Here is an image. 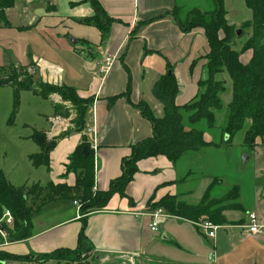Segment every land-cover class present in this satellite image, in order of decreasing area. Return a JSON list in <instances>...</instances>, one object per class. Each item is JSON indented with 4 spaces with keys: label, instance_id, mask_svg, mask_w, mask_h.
<instances>
[{
    "label": "crops",
    "instance_id": "crops-1",
    "mask_svg": "<svg viewBox=\"0 0 264 264\" xmlns=\"http://www.w3.org/2000/svg\"><path fill=\"white\" fill-rule=\"evenodd\" d=\"M15 1L7 12L11 26H0V68L17 65L32 69L37 83L73 88L82 99H90L91 104L84 131L79 133L71 120L74 111H70L68 118L60 116L70 105L60 103L57 95L51 96L55 105L63 104L65 108L56 110L48 119L50 127L56 118H61L68 121L71 129L63 138H59L62 134L50 137L52 130L43 132L48 141H53L49 166L38 167L45 171L33 183L26 180L17 184L1 171L16 187L49 183L74 187L77 177L67 173V166L71 155L86 142L95 154V190L107 191L121 175L122 162L131 156L133 146L153 134L151 123L126 97H121L127 92L129 81L130 101L145 102L159 119L164 117V107L155 98L153 89L169 71L179 87L177 106L192 103L199 94V82L205 76L203 58L210 51L205 33L201 29L184 33L176 20L166 15L174 13L184 22L190 12H211L215 4L213 0H98L106 16L115 21L105 27L106 22L85 23L95 16V10L85 0ZM225 7L229 22L234 12L244 21L252 19L245 0H226ZM108 57L114 61L102 77L100 69ZM251 58L252 53L247 52L241 61L248 64ZM230 86L228 82V92L222 97L225 106L232 98ZM115 97L119 98L112 102ZM220 121H224V115ZM190 130L187 122L186 131ZM210 132L204 134L209 146L185 154L176 164L163 157L140 161L139 172L127 188L132 204L116 195L104 210L89 215L83 222L72 197L34 200L32 237L11 242L0 232V248L18 256L76 250L80 232L84 230L87 241L80 245L81 251L89 255L91 264H208L205 245L209 240L195 224L164 212L158 232L153 233L148 229L149 214L153 212L148 204L153 197L158 202L167 195H178L190 205L199 204L207 194L210 199H219L218 186L224 180L214 171L213 161L226 144L231 150L238 148L239 160L254 171L255 190L249 213L256 215L258 224L264 225V141L248 149L243 134L227 142V137L222 136L221 141L219 133ZM215 138H219L220 144L214 143ZM38 146V154L16 151L15 155L23 153V158L35 167L30 156L47 150ZM232 188L240 192L239 186ZM66 203L68 206H64ZM236 204L240 209L225 211L229 224L221 229L228 233L237 230L244 245L248 242L264 245V234L246 235L243 231L248 217L241 193ZM173 221L179 224L173 226L175 230H169ZM159 223L166 235L160 234ZM217 238L216 234L214 240Z\"/></svg>",
    "mask_w": 264,
    "mask_h": 264
},
{
    "label": "trees",
    "instance_id": "trees-1",
    "mask_svg": "<svg viewBox=\"0 0 264 264\" xmlns=\"http://www.w3.org/2000/svg\"><path fill=\"white\" fill-rule=\"evenodd\" d=\"M225 1L213 0L215 4L213 11L194 10L184 22L178 20L174 13L166 15L174 18L184 33H190L195 29H201L205 33L210 51L203 58L205 76L199 82V94L192 103L177 106L175 102L179 94L177 81L173 73L163 76L153 89L155 98L164 107V117L159 119L145 102L133 104L130 101L129 81L128 90L121 97H126L128 102L151 123L153 134L151 138L133 146L131 156L122 162L121 175L111 182L107 191L95 190V154L90 144L86 142L71 155L67 166V173L75 174L77 177L74 187L52 183L46 186L38 184L16 187L0 170V229L7 233L8 240L22 242L32 237L34 200L46 202L64 196L72 197L80 204L83 222L89 215L104 210L116 195L128 199L132 204V199L127 195V188L139 172L140 161L163 157L176 164L185 154L197 153L209 146L204 139L206 131L220 129L223 137H228L227 142L243 134V142L248 149H253L259 141H264V0H245L246 7L252 13L251 23L247 24L246 28L252 27L253 30L248 33L250 36L242 43L240 50L236 49V45L245 37V33L241 30L242 34L238 35V30L228 22ZM15 2L0 0V26H11L7 12L15 6ZM85 2L91 4L95 10V16L86 19L85 23L106 22L103 26L108 27L115 22L106 16L98 0ZM247 52L252 53V58L248 64H244L241 56ZM228 82L231 84L232 98L228 106H225L222 97L228 92ZM8 85L13 87L15 93L13 114L19 108L21 90L32 91L43 99L59 95L64 103L72 105L71 109L65 110L63 105H55L57 110H64L60 116L68 118L71 110L77 112L78 116L73 120L74 130L79 133L84 131L91 100L82 99L75 89L37 83L32 76L19 81L16 72L9 78L0 79V87ZM118 98L115 97L111 101ZM221 115H224L223 122L220 121ZM187 122L191 125L189 132L186 131ZM66 134L68 133H63L59 138ZM32 138L47 149L49 141L46 135L35 132ZM50 148L42 154L30 156L35 167L49 166ZM85 149L87 155L84 154ZM239 197V190L232 188L221 199H210L207 194L197 205H190L181 200L180 196L172 195H167L158 202H155L153 197L148 205L152 211L161 209L170 216L193 224L210 221L219 226H226L229 221L224 213L228 209H240L236 204ZM5 211H9L13 218L12 227H8L5 221H2ZM85 241L87 237L84 230H81L76 250L60 249L50 254L18 256L0 248V264L10 262L44 264L48 261H57L61 264H91L89 255L81 251L82 243Z\"/></svg>",
    "mask_w": 264,
    "mask_h": 264
},
{
    "label": "rangeland",
    "instance_id": "rangeland-1",
    "mask_svg": "<svg viewBox=\"0 0 264 264\" xmlns=\"http://www.w3.org/2000/svg\"><path fill=\"white\" fill-rule=\"evenodd\" d=\"M244 20V18H241L240 15L234 12L233 16H230L231 22H228L233 24L232 26H234L236 30H244L245 37L243 39L245 41L250 36V34L248 35V32H252L253 29L252 27L246 28V25L250 24L251 21ZM243 39L237 43V50H240L242 43L244 42L242 41ZM15 41L20 42L17 39H15ZM31 54L33 53L31 52ZM13 72H16L17 76H19V81L24 79L27 80L30 76L34 78V71L32 69H27L26 67L17 65H8L4 68H0V79L11 77ZM59 98H61L59 99L60 103H64L62 97L59 96ZM19 99V108L17 112L13 114L15 103L14 89L10 85L0 87V170H4L7 173L8 179L16 182L17 184H23L26 180L33 183V181L36 180V178H39L45 170L43 168L40 170L39 168L33 167L27 159L23 158V153L15 155V152L18 151L21 153L24 151V153L29 152L30 154L39 153L38 143L35 142L32 136L36 131L43 133L44 131L52 130V125L50 127L48 119L55 115L57 109L51 98L43 99L29 90H21L19 92ZM68 104L71 109L72 105L70 103ZM77 116V112L74 111L71 120H75ZM207 132L208 131L205 133ZM210 133L217 135L219 130L214 129L211 130ZM219 135L222 141L224 137L222 138L223 135L220 133ZM218 140L219 138H215L214 143H219L217 142ZM237 150L238 148L231 150L228 145L223 144L222 149L217 154V157L214 158V171L224 180V184L218 186L217 191L219 193V199H221L228 193L232 186H239L242 201L247 207L245 209V215L248 217L250 214L249 212L251 211L250 207L252 206L249 202L252 201L255 190V186L253 184L255 181L254 171L251 169V166L248 164L244 165L241 160H239ZM244 159L245 156L242 157L243 162ZM14 163H17V166H15ZM64 206H68V203ZM175 224L179 223L177 221H173L169 230H175L173 227ZM216 233L218 236L216 240L207 237L209 241L205 245V256L206 260H208V264H264L263 244L261 245L254 242H248L245 245L242 244L241 241L243 239L239 236V232L237 230H233L228 233L227 231L221 229ZM4 234L7 236V233ZM160 234L166 235L161 226ZM159 242L162 243L160 240ZM10 264L21 263L11 262ZM44 264L61 263H58L57 261H48ZM154 264L160 263L154 262Z\"/></svg>",
    "mask_w": 264,
    "mask_h": 264
},
{
    "label": "built area",
    "instance_id": "built-area-1",
    "mask_svg": "<svg viewBox=\"0 0 264 264\" xmlns=\"http://www.w3.org/2000/svg\"><path fill=\"white\" fill-rule=\"evenodd\" d=\"M114 58L108 57L105 59L101 69H100V76L104 77L111 69V66L113 64ZM68 121H65L61 118H56L53 121L52 125V134L50 137H53L55 134H63L68 132L71 128L69 123H66ZM51 140V139H50ZM74 206L80 209V204L78 201L73 202ZM165 215L164 211L161 209L155 210L149 214V223H148V229L153 232H158V222L160 218ZM3 221H5L6 225L8 227L13 226V218L10 214V212L6 211ZM195 226L200 230V232L211 239H214L216 237V232L222 228V226L216 225L210 221H204L202 223H197ZM243 231L246 235H263L264 234V225H260L257 222L256 215L251 213L248 215L247 224L243 226ZM0 232L4 234L5 232L0 229Z\"/></svg>",
    "mask_w": 264,
    "mask_h": 264
},
{
    "label": "water",
    "instance_id": "water-1",
    "mask_svg": "<svg viewBox=\"0 0 264 264\" xmlns=\"http://www.w3.org/2000/svg\"><path fill=\"white\" fill-rule=\"evenodd\" d=\"M237 34H238V35H240V34H241V31L239 30V31L237 32ZM168 74H170V75H171L172 73L169 71V73H168ZM227 138H228V137H227ZM52 142H53L52 140H49V143H48V145H47V149H49V148H50V146H51ZM84 154H85V155H87V154H88L86 149L84 150ZM164 239H167V238H164Z\"/></svg>",
    "mask_w": 264,
    "mask_h": 264
}]
</instances>
